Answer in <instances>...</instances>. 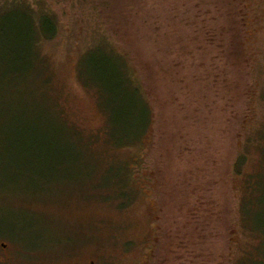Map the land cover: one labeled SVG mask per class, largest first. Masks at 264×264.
I'll return each mask as SVG.
<instances>
[{
    "label": "rangeland",
    "instance_id": "obj_1",
    "mask_svg": "<svg viewBox=\"0 0 264 264\" xmlns=\"http://www.w3.org/2000/svg\"><path fill=\"white\" fill-rule=\"evenodd\" d=\"M242 2L245 64H235L229 23ZM242 2L47 0L59 31L38 39L32 76L48 81L59 118L42 123L50 138L38 142L57 154L54 169L15 156L30 88L22 56L9 71L11 20L0 15V264H146L158 215L165 229L184 228L199 204L194 217L222 235L205 249L215 262L226 254L244 176L264 169V0ZM147 133L142 149L120 148ZM143 153L149 162L136 166ZM256 202L264 221V196ZM259 234L238 225L229 263L244 250L242 264L262 261Z\"/></svg>",
    "mask_w": 264,
    "mask_h": 264
},
{
    "label": "trees",
    "instance_id": "obj_2",
    "mask_svg": "<svg viewBox=\"0 0 264 264\" xmlns=\"http://www.w3.org/2000/svg\"><path fill=\"white\" fill-rule=\"evenodd\" d=\"M46 1L47 0H0V15L1 17L7 15L11 20L7 21V23L14 32L11 31V43L12 50H14L16 54H12L9 59V71L11 70L13 73H17V64L19 58H21L20 56H22L25 72L28 76V82L27 76H25V82L26 84L28 83V89L30 88L27 93L25 107L21 110V114H23L22 125L24 126L23 128L18 126L19 128L16 127L12 132L15 136L21 135L27 143L23 154L20 156V153H18L15 154V156L18 160H21L22 164L27 168L31 167L34 161L44 158L45 163L51 161V164L46 166L54 169L56 166H54V157L56 158L57 154L47 147V149L39 147L38 142L41 138H50L47 129L42 123L48 118L53 117L57 124H59V118L52 113L49 104L51 102L49 94L47 95L48 92L44 91V88L48 86V81L46 78L39 76L42 81L40 82L41 84H38V82L33 84V81H36L35 79H38V77L32 76V72L35 70L34 65L37 63L39 57L37 49L38 39L52 40L56 38L59 31V26L52 14L53 12L50 4L47 7V9L51 10L50 13L47 12L45 9L46 7L43 6L46 4ZM235 1L242 2V0H233V2ZM243 5V2L240 4L237 3L236 7L231 9L232 18L229 23V26L231 24L232 31L230 33L231 38H228V42L234 48H237V50L233 48L235 64L239 62L240 58H243V63L245 64L244 57L246 54L245 49L248 31L247 17ZM12 20L19 22V26L17 27ZM33 28L35 31H33ZM230 39L233 42H230ZM251 92L253 91H250V93ZM248 117L247 114L244 115L243 120ZM151 123L148 125L149 128L153 126V119ZM40 125L43 126V128ZM149 128L148 132L150 130ZM148 134L149 133H147V137L144 136L145 139L143 137L134 143L127 142L126 147L120 148L127 149L136 144H139L140 147L145 146L146 139L149 140ZM247 143L248 142L244 143L243 146H246ZM140 149H142V147ZM260 151H262V148ZM144 155L143 153L141 156L137 157L139 161L138 163L136 162V166L141 167L145 165V162H149L150 158H148V154ZM235 158L232 165L233 168H231V176L237 178L242 177V167L247 158L246 152H242V154ZM149 170L151 171V169ZM258 171H256L254 175L244 176L243 194L236 208L237 220H234L233 223L228 222L229 226L224 229V232H226L225 238H227L226 254L220 253L215 262L214 259H211L212 254H209L205 249L207 248L206 241L209 240L210 235L213 236V240H219L222 238V235L220 231L213 232L209 230L208 223L197 221L194 217V212L200 207L199 204L197 207L192 206L188 210L186 219L183 221L184 228L176 226V229L169 231L165 229L163 225V217L158 215L156 236L146 264H213V262H215V264H232L229 263L231 260V248L235 240L238 225L244 232L247 231L255 237L258 235L260 236L259 232L264 229V221L258 218L259 213L256 210L257 199L264 196V169L262 172L263 176L260 178H258ZM146 180L148 183L151 182V178L149 177H147ZM29 190H31V188H27V191ZM218 210L220 211L221 217V210L223 209L218 206ZM236 224L238 225L236 226ZM245 253H248V251L244 250L242 252L243 256ZM242 254L234 261V264H242ZM261 259L262 261L256 259V264H264V255Z\"/></svg>",
    "mask_w": 264,
    "mask_h": 264
}]
</instances>
